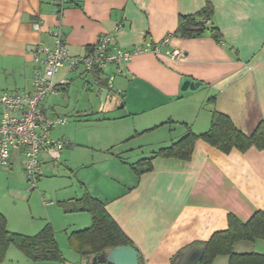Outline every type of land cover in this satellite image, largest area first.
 Here are the masks:
<instances>
[{
  "label": "crops",
  "instance_id": "1",
  "mask_svg": "<svg viewBox=\"0 0 264 264\" xmlns=\"http://www.w3.org/2000/svg\"><path fill=\"white\" fill-rule=\"evenodd\" d=\"M65 1L58 14L54 0H0V93L32 91L35 49L42 43L53 46V30L63 33L72 56L87 54L101 35L113 32V48L160 45L169 38L162 52L177 49L184 57L146 53L122 64L121 72L114 65L93 73L59 69L55 82L60 89L41 110L62 116L58 98L64 94L68 102L77 95L74 121L48 134L71 144L59 161L41 153L35 190L27 185L23 152L13 150L10 166L0 174V213L13 233L36 236L50 226L64 260L36 262L11 246L0 264H92V256L76 252L69 240L92 226L91 214L66 212L62 206L85 197L103 203L142 264H173L185 248L226 231L229 215L247 222L264 212V149L234 148L225 154L198 140L189 160L155 157L189 130L208 131L213 110L247 136L264 122V0ZM209 6L208 26L218 30L220 40L208 30L192 38L177 33L181 16ZM186 82L199 86L183 90ZM103 89L108 94L101 104L96 95L101 97ZM134 155L137 160H131ZM144 159H151L150 170L138 174L134 166ZM76 172L68 182L66 174ZM26 196V210L10 201ZM235 252L264 256V240L239 243ZM228 263L221 256L212 264Z\"/></svg>",
  "mask_w": 264,
  "mask_h": 264
},
{
  "label": "trees",
  "instance_id": "2",
  "mask_svg": "<svg viewBox=\"0 0 264 264\" xmlns=\"http://www.w3.org/2000/svg\"><path fill=\"white\" fill-rule=\"evenodd\" d=\"M65 3L66 1L57 5L58 14L62 12ZM211 14L212 8L209 6L199 14L181 16L177 33L183 37L192 38L200 37L208 30L217 40H220L218 30L208 26ZM198 140L208 143L225 154L230 153L234 148L242 152L251 147L264 149V122L259 124L251 136H247L235 127L228 116L213 110L212 123L208 131L197 135L189 130L180 141L169 148L160 150L155 154V157L189 160ZM151 159L141 160L134 166L135 171L141 174L150 170ZM62 206L66 212L87 211L92 216L90 228L74 232L69 238L71 247L82 256L89 258L93 255L108 253L117 246L134 247L132 241L99 200L85 197L82 200L70 201ZM228 224L226 231L215 233L206 243L201 263L212 264L217 257L226 256L229 259L228 264H264L263 255L235 252V247L239 243L253 242L256 239L264 240V212L255 213L247 222H242L231 214ZM11 246H15L36 262L64 260L55 233L50 226H46L36 236L13 233L7 229V219L0 213V263L5 260ZM134 248L136 249V247Z\"/></svg>",
  "mask_w": 264,
  "mask_h": 264
},
{
  "label": "built area",
  "instance_id": "3",
  "mask_svg": "<svg viewBox=\"0 0 264 264\" xmlns=\"http://www.w3.org/2000/svg\"><path fill=\"white\" fill-rule=\"evenodd\" d=\"M55 5L63 0H54ZM40 30V24L35 25ZM119 30V26L115 31ZM53 46L40 44L36 47L34 71L31 92L6 91L0 93V170L10 166L13 150H21L24 155V166L30 189L38 187L40 179V155L47 152L55 161H59L61 151L71 143L67 140H55L49 137L52 129L68 123L65 116H47L41 110L44 100L60 89L55 82V76L62 67L69 71L83 70L88 73L103 71L109 65H114L121 72V65L129 63L134 57L146 53L164 54L172 59H181L184 53L180 50L162 47L169 44V38L160 45H139L131 49L112 47L114 33L101 35L87 54L83 56L70 55L64 35L60 30L50 32ZM63 84V83H62ZM112 86V84H110ZM46 203V202H45Z\"/></svg>",
  "mask_w": 264,
  "mask_h": 264
},
{
  "label": "water",
  "instance_id": "4",
  "mask_svg": "<svg viewBox=\"0 0 264 264\" xmlns=\"http://www.w3.org/2000/svg\"><path fill=\"white\" fill-rule=\"evenodd\" d=\"M199 83L186 82L183 90L195 89ZM108 89H103L101 93L102 103L105 102ZM88 115H91L88 114ZM206 249L205 243H195L179 253L173 264H198L201 262ZM92 264H141L138 251L132 246H117L108 253L93 255Z\"/></svg>",
  "mask_w": 264,
  "mask_h": 264
},
{
  "label": "rangeland",
  "instance_id": "5",
  "mask_svg": "<svg viewBox=\"0 0 264 264\" xmlns=\"http://www.w3.org/2000/svg\"><path fill=\"white\" fill-rule=\"evenodd\" d=\"M92 91H90L89 90V92L88 93H91ZM90 95H92V94H90ZM85 97H87L88 98V95L87 94H85ZM96 97H97V101H99V102H101V104H102V99H101V97H99L98 96V94L96 95ZM59 101L61 102V104L59 105V107L57 108V111L60 113V114H62V116H65V117H67L68 118V123H72L73 121H74V119H73V113H72V108H73V101H74V104L76 103L75 101H78V97H77V95L74 93V95H73V97L67 102V100H65V98H64V94H62L59 98ZM112 98H109V100H108V104H109V102H110V100H111ZM83 100H84V97H83ZM83 102V101H82ZM113 104H114V107H116L117 109L120 107V104H116V99L115 100H113ZM106 105V104H105ZM104 105V106H105ZM119 112H121L122 111V109H119L118 110ZM57 131L58 130H61V129H56ZM55 140H57V139H55ZM142 143H146V139H143L142 140ZM137 152H138V154H139V151L137 150ZM146 154H148V155H145L146 157L147 156H150L149 154L150 153H146ZM139 156V155H138ZM137 155H134L133 157H131V160H137L136 158L138 157ZM0 174L2 175L3 174V172H2V170H1V172H0ZM77 174H78V172H76L75 173V175H73V173H69V174H66V176H67V178H70L69 180H68V182L71 180V179H75L76 178V176H77ZM4 177V175L2 176V178H1V180H2V187H4L5 186V184H6V181H5V178H3ZM58 181H65V180H61V179H59ZM27 185L28 186H30V184H29V182H27ZM45 198H46V200L48 201V196L45 194ZM24 199V201H19V200H10L11 201V203L12 204H14L15 202L18 204V208H20V209H22V210H26V207H27V200H28V197L26 196V197H24V198H22V199H20V200H23ZM26 203V204H25Z\"/></svg>",
  "mask_w": 264,
  "mask_h": 264
}]
</instances>
